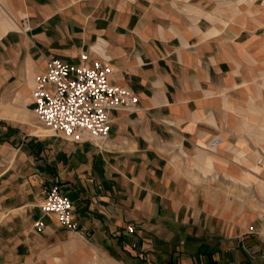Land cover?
Masks as SVG:
<instances>
[{
    "label": "crops",
    "instance_id": "0c3cea01",
    "mask_svg": "<svg viewBox=\"0 0 264 264\" xmlns=\"http://www.w3.org/2000/svg\"><path fill=\"white\" fill-rule=\"evenodd\" d=\"M81 54L138 97L101 142L31 123ZM0 264H264V0H0Z\"/></svg>",
    "mask_w": 264,
    "mask_h": 264
},
{
    "label": "built area",
    "instance_id": "2783aa9c",
    "mask_svg": "<svg viewBox=\"0 0 264 264\" xmlns=\"http://www.w3.org/2000/svg\"><path fill=\"white\" fill-rule=\"evenodd\" d=\"M26 26V19L20 27ZM79 64L67 63L59 58L48 59L45 72L37 75L32 89V107L36 119L53 135L71 142L106 140L110 128L109 113L114 109L133 110L138 97L129 89L108 83L111 68L102 60L87 64V56L80 55ZM218 137L207 148L220 144ZM262 161L260 160V163ZM43 213L56 215L61 226L75 230L73 203L59 191L57 185L49 187L40 205ZM37 221L35 226L42 227ZM132 233L134 228L128 227Z\"/></svg>",
    "mask_w": 264,
    "mask_h": 264
},
{
    "label": "rangeland",
    "instance_id": "374dc122",
    "mask_svg": "<svg viewBox=\"0 0 264 264\" xmlns=\"http://www.w3.org/2000/svg\"><path fill=\"white\" fill-rule=\"evenodd\" d=\"M31 123L34 127L35 130H38L39 133H48L50 131H48L44 125H42L40 122H38V120L36 119L34 112L31 113Z\"/></svg>",
    "mask_w": 264,
    "mask_h": 264
}]
</instances>
